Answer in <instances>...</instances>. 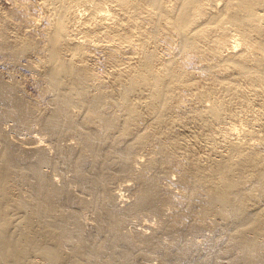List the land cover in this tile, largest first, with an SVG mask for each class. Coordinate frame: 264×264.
<instances>
[{"label": "bare ground", "instance_id": "bare-ground-1", "mask_svg": "<svg viewBox=\"0 0 264 264\" xmlns=\"http://www.w3.org/2000/svg\"><path fill=\"white\" fill-rule=\"evenodd\" d=\"M0 264H264V0H0Z\"/></svg>", "mask_w": 264, "mask_h": 264}, {"label": "rangeland", "instance_id": "rangeland-1", "mask_svg": "<svg viewBox=\"0 0 264 264\" xmlns=\"http://www.w3.org/2000/svg\"><path fill=\"white\" fill-rule=\"evenodd\" d=\"M3 5H4V6H7L6 3H3ZM91 56H92V55H91ZM97 56H102V55H101V54H100V55H96V56H93V58H94V59H95V58H98ZM165 58H166V57H165ZM98 62L101 63V59L98 58ZM96 67H97V71H98V72L101 71V68H100L99 66H96ZM176 128H177V130H179V131H181V132H182V130H183V129L181 130V128H178V127H176ZM197 146H198V145H197ZM206 152H207V151H206ZM203 155H204V154H202V156H203ZM203 157H205V155H204ZM129 181H130V180H129ZM129 181H128V182H129ZM127 192H128V191H127ZM127 192H125V193H127ZM139 216H142V215H139ZM139 216L136 217L135 219H132V222H134V223L136 222V224H138V225H137L138 228L143 227L142 225L144 224V222H143V221H142L143 223L141 222V220H143V219H144V220L148 219L149 221L151 220V221H150L151 223H153L154 221H157V217L155 218V216H152V215H151V216H150V215H149V216L147 215L150 219H149L147 216H146V217H147V218H146L145 215H143V216H144L146 219H145L143 216H142L143 218H142V217H139ZM139 218H142V219L140 220ZM137 219H138L139 221H137ZM154 219H155V220H154ZM135 220H136V221H135ZM148 220H147V221H148ZM138 222H140V224H139ZM134 223H133V224H130V225L128 224V226L126 225V226H125L126 229L123 228V229H124L123 231H127L128 229H131V227H132L133 225H134V227H136V224H134ZM145 225H147V224H144V226H145ZM128 227H130V228H128ZM134 227H132V228H134ZM137 227H136V228H137ZM145 227H147V226H145ZM127 228H128V229H127ZM145 229H146V228H145ZM147 230H150V229H148V227H147ZM143 261H144V260H143ZM153 261H154V259H153ZM146 262H147V261H146ZM154 262H155V261H154Z\"/></svg>", "mask_w": 264, "mask_h": 264}]
</instances>
